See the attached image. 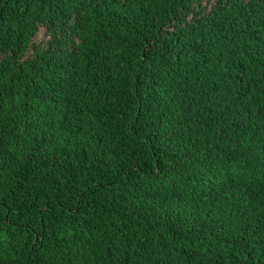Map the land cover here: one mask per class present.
<instances>
[{"label":"trees","instance_id":"obj_1","mask_svg":"<svg viewBox=\"0 0 264 264\" xmlns=\"http://www.w3.org/2000/svg\"><path fill=\"white\" fill-rule=\"evenodd\" d=\"M0 264H264V0H0Z\"/></svg>","mask_w":264,"mask_h":264}]
</instances>
